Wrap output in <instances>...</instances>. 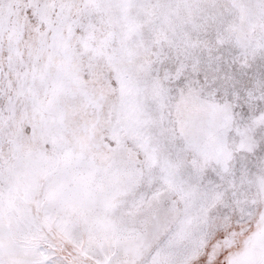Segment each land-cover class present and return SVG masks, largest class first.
<instances>
[{"label":"snow or ice","instance_id":"obj_1","mask_svg":"<svg viewBox=\"0 0 264 264\" xmlns=\"http://www.w3.org/2000/svg\"><path fill=\"white\" fill-rule=\"evenodd\" d=\"M0 264H264V0H0Z\"/></svg>","mask_w":264,"mask_h":264}]
</instances>
